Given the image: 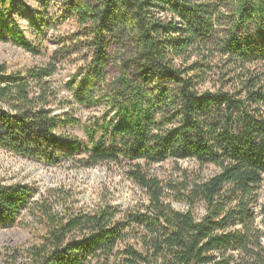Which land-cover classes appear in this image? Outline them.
I'll use <instances>...</instances> for the list:
<instances>
[{
  "label": "trees",
  "instance_id": "16d2710c",
  "mask_svg": "<svg viewBox=\"0 0 264 264\" xmlns=\"http://www.w3.org/2000/svg\"><path fill=\"white\" fill-rule=\"evenodd\" d=\"M37 1L41 12L26 6V15L41 31L47 0ZM59 1L89 53L86 72L71 79L74 98L104 112L84 123V140L71 136L65 129L77 121L52 107L60 60L22 71L0 65V150L48 166L120 165L148 202L76 211L62 190L36 199L0 178V220L29 217L23 225L42 229L36 243L0 252V264H264L255 211L264 182V0ZM15 3L0 0V43L40 56L14 22ZM170 160L218 173L165 187L150 168Z\"/></svg>",
  "mask_w": 264,
  "mask_h": 264
},
{
  "label": "rangeland",
  "instance_id": "374dc122",
  "mask_svg": "<svg viewBox=\"0 0 264 264\" xmlns=\"http://www.w3.org/2000/svg\"><path fill=\"white\" fill-rule=\"evenodd\" d=\"M15 12L13 19L20 27L25 37L34 45L41 47L42 55L33 56L15 46L12 42L0 43V65H6L9 71L25 70L33 67H44L53 58L57 57L58 71L51 79V86L57 92L52 103L54 114L63 116L67 121H77L76 125H68L65 133L84 140V123L99 117L104 112L103 105L88 106L79 104L71 89V79L88 66L85 56H89L88 49L84 47L85 38L72 19H62L63 5L59 0H47L45 15L41 31L30 26L27 17V7L34 13L41 12L42 7L37 0H14ZM27 6V7H26ZM59 40H65L59 43ZM68 49L64 57L58 56L60 50ZM120 165H97L92 168L78 167L77 164L64 162L60 166H48L42 162L15 156L0 150V178L6 185L27 186L35 193L36 199L47 196L51 191L62 190L70 195L68 203L74 210L92 212L98 206L109 205L121 211H129L146 205L148 198L144 190L126 175L127 169ZM126 170V171H125ZM218 170L213 166L200 167L194 161H167L150 168V175L169 187L183 186L194 180L211 178ZM171 189H168L170 192ZM171 206L181 212L190 210L185 203L175 200L168 201ZM259 204H264V182L260 192ZM256 206L261 230L264 232V211L262 206ZM57 209L61 210L60 207ZM198 219L204 214V208L197 205L193 209ZM32 219V218H31ZM29 217L23 219L25 224ZM9 226L6 221L0 220V252L5 253L7 248L24 249L36 243L42 229L32 223L31 225ZM264 243V239H263ZM7 264V263H3Z\"/></svg>",
  "mask_w": 264,
  "mask_h": 264
}]
</instances>
